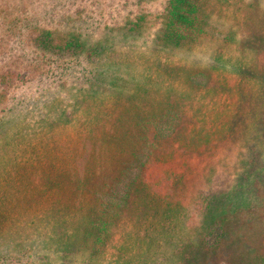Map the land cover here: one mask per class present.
I'll list each match as a JSON object with an SVG mask.
<instances>
[{
    "label": "rangeland",
    "instance_id": "obj_1",
    "mask_svg": "<svg viewBox=\"0 0 264 264\" xmlns=\"http://www.w3.org/2000/svg\"><path fill=\"white\" fill-rule=\"evenodd\" d=\"M165 3L166 0H0V118L11 134L18 126L26 130L27 126L42 123L47 136L57 141H50L59 147L57 150L64 153L65 144L72 146L48 167L37 185L44 196V206L48 200L60 202L66 171L71 172L72 183L113 165V175L116 174L118 159H133L131 146L138 137L132 133H138L139 128L129 124L127 147L117 150L123 144L121 131L127 126L119 125L120 128L109 115L121 107H110L108 103L98 128L102 139L79 141L77 131L84 129L85 110L76 99L88 86V81L81 79L82 72L92 64L75 55L44 60L28 39L44 27L62 34L81 31L92 40L108 42L114 66L104 76L123 79L126 96H139L143 101L139 105L138 99H133L123 108L129 119L133 110L155 113L158 107L154 102L161 101L163 92L165 104L160 111L170 108L168 104L172 102L181 116L176 130L160 138L151 158L149 154L147 179L152 172L164 182L162 172L166 173L171 163L170 167L185 173L190 192L198 196L200 192L196 190L205 186L201 194L214 195L215 205L208 218L199 214L193 219L189 211L192 205L188 207V218L173 235L175 240L171 245L163 241L149 264H171L173 242L177 253L184 257L191 244H201L208 256L204 264H230L235 249L236 254L253 261L257 255L264 256V0H208L207 31L187 46L161 50L155 37L161 29ZM140 14L145 16L143 25L134 34H125L122 27L129 26V20ZM110 91L100 94L105 102L113 100ZM176 100L181 105L176 107ZM62 112L70 115V121H63ZM148 127L146 137L152 141L155 128ZM14 156L23 164L30 158L18 147ZM21 174L25 175V171ZM54 176L52 184L49 178ZM37 186L27 187L26 193L34 195ZM78 190L69 192L75 194ZM154 211L148 217L153 224L173 226L162 210L157 216ZM127 217L126 223L114 227L101 264H115L124 225L130 228L136 220ZM206 226H212V231ZM132 241L127 244L129 250H139L136 247L141 242L134 246ZM139 246L140 252L148 253L146 245ZM23 261L59 264L60 258L48 252L44 258H24L18 264Z\"/></svg>",
    "mask_w": 264,
    "mask_h": 264
},
{
    "label": "trees",
    "instance_id": "obj_2",
    "mask_svg": "<svg viewBox=\"0 0 264 264\" xmlns=\"http://www.w3.org/2000/svg\"><path fill=\"white\" fill-rule=\"evenodd\" d=\"M207 1L166 0L161 15V29L155 37L161 50L187 46L197 41L207 31L208 12L205 5ZM144 21L145 16L138 15L129 20V26L122 27L123 32L134 34ZM38 30L39 32L28 40L42 59L75 55L77 59L83 56L92 64L90 69L84 68L82 72L81 79L88 81V86L81 92L82 97L76 99L77 105L79 107L83 105L85 110L82 122L84 129L80 126L77 139L79 141L102 139L98 135V128L105 118L104 112L109 103L110 107L114 105L121 107L113 115L109 112V115L118 121V126L123 124L127 126L121 131L123 144L117 150L124 151L127 147L125 140L129 138V124L130 126L135 124V127L139 128L138 133L131 132L138 140L131 146L133 159L130 161L118 159L117 173L114 175L113 165L98 169L96 173L92 172L93 176L80 177L78 182L72 183V174L66 171L62 178L64 193L60 202L48 200L44 206L41 202L44 196L37 185L48 172V167L54 165L72 146L65 144L64 153L57 150L59 148L57 145L50 144V141L54 144L57 141L52 136H47L48 130L43 128L42 123L36 124L39 127L27 126L26 130L18 126V129L13 131V136L0 118V264L5 262L18 264L24 258L33 261V257L42 255L44 258L48 252L50 254L54 252L60 258L59 264H71L74 261H79L80 264H101L106 242L112 235L114 227L126 223L129 220L127 216L136 220L130 224V228L124 225L115 264H149L153 257L152 253L157 254L163 241L171 245L175 240L173 235L181 229L182 222L185 224V218H188V207L192 205L189 211L193 219L199 214L207 219L215 205L213 194H201L205 186L196 190L200 192L198 196L190 192L185 173L170 167L171 163L167 170H164L166 173L162 172L164 182L161 183L152 172L147 179L149 168L147 170L145 168L149 154L151 158L160 138L176 130L181 116L174 109L172 102L168 104L170 108L160 111L161 105L165 104V100H162L166 92H163L161 101L157 99L154 102L158 107L154 110L155 113L151 110L147 112V109L144 112L133 110L129 119L123 108L133 99H138L139 105H142L143 101L141 102L139 96H126L123 79L121 81L107 79L104 76L108 75L114 66L108 42L92 40L81 31L72 30L62 34L44 27ZM262 36L264 41V33ZM106 89H111L109 95L112 94L113 100L105 102V98L100 96ZM176 101V107L181 105L178 100ZM84 102L87 104H83ZM47 117L46 114L44 118ZM61 117L63 121L71 119L70 115L64 112L61 113ZM148 125L155 128L152 132L154 133L152 141L146 137L150 130ZM150 142L151 145L148 144ZM57 144L61 145L60 142ZM148 145L151 148L149 150ZM17 147L18 151L30 154L25 164L14 156ZM142 150L145 152L141 153ZM21 171H25V175L21 174ZM54 178L55 176L49 178L50 183L54 184ZM34 185L37 186V192L34 195L27 194L26 188ZM76 188L79 189L77 193L69 192ZM209 190L210 188H207L206 192ZM153 210L156 216L162 210L165 219H171L173 226L171 223L153 224L154 220H148ZM205 229L211 232L212 226H206ZM129 239L133 240L131 243L134 246L138 242L146 245L148 253L139 251L141 243L136 247L139 250L134 252L129 250L127 246ZM191 245L184 257L183 254L177 253L173 242L169 262L176 260L174 264H204L208 257L207 250L201 244ZM235 250L231 254L230 264H264V256L257 255L252 261L244 254H236ZM20 264L25 263L23 261ZM40 264L47 262L43 261Z\"/></svg>",
    "mask_w": 264,
    "mask_h": 264
}]
</instances>
